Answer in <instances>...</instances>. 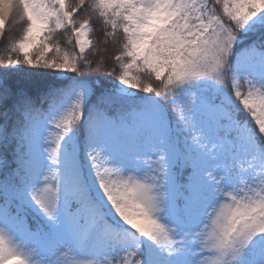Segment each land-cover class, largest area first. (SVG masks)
Listing matches in <instances>:
<instances>
[{"label":"snow or ice","instance_id":"6c2138e0","mask_svg":"<svg viewBox=\"0 0 264 264\" xmlns=\"http://www.w3.org/2000/svg\"><path fill=\"white\" fill-rule=\"evenodd\" d=\"M0 38V264H264V0H0Z\"/></svg>","mask_w":264,"mask_h":264},{"label":"trees","instance_id":"16d2710c","mask_svg":"<svg viewBox=\"0 0 264 264\" xmlns=\"http://www.w3.org/2000/svg\"><path fill=\"white\" fill-rule=\"evenodd\" d=\"M70 2H71V0H70ZM14 28L18 31L19 30V25L18 24L17 25H14L12 22L7 23L6 24L5 34L4 35L7 36L10 32H12V30ZM0 39H2V38H0ZM91 39L95 42L97 39H101L102 40L103 37L102 36H98L96 34H93L91 36ZM89 59L98 60L99 59V56H95V57L90 56ZM47 79L49 81H53L54 82V81H56V76L55 75H50V76L47 77Z\"/></svg>","mask_w":264,"mask_h":264}]
</instances>
